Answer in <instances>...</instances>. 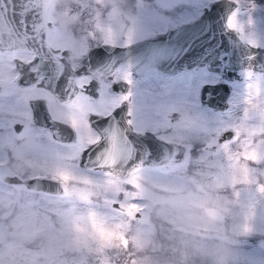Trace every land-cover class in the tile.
<instances>
[{"label": "rangeland", "instance_id": "374dc122", "mask_svg": "<svg viewBox=\"0 0 264 264\" xmlns=\"http://www.w3.org/2000/svg\"><path fill=\"white\" fill-rule=\"evenodd\" d=\"M208 1L50 0L48 17L59 34L52 40L73 50L100 39L122 41L124 26L128 38L145 35L193 17ZM243 25L264 41V6ZM0 75L9 82L7 64ZM187 98L184 129L175 134L187 142L184 158L124 180L82 168L68 144L29 134L19 143L0 137V156L8 146L6 167L52 173L64 187L48 193L0 179V264H264V80L252 74L235 84L231 107L206 121L192 119L207 114ZM67 112L75 117L74 109ZM227 125L242 134L241 151L228 150V142L210 147ZM202 127L213 130L196 135ZM255 158H262L259 166L251 164ZM235 180L242 185L235 188Z\"/></svg>", "mask_w": 264, "mask_h": 264}, {"label": "flooded vegetation", "instance_id": "af4514ba", "mask_svg": "<svg viewBox=\"0 0 264 264\" xmlns=\"http://www.w3.org/2000/svg\"><path fill=\"white\" fill-rule=\"evenodd\" d=\"M236 1L238 2V4L232 9L229 16L234 12L237 14V22L240 28L243 29V32L239 31L240 34L246 41L255 40L261 46H264V41L259 40L261 38H259L255 33L256 28L253 27L245 29V26L243 25L246 17L250 18L253 16L254 11L263 9L264 0ZM49 4L50 0L46 9L47 17ZM196 15L185 20H190ZM49 19L51 24L48 28L47 39L49 43L55 48L56 55L60 58L62 57L65 61L67 60V62L69 63V67H58L57 70H49L51 74L45 75L49 82L48 85H45L41 81L42 79H44L43 72L39 71L35 75L34 72L36 70V66L34 64L29 63L23 68V73H25L26 76H21V71H19V69L15 65V58H20L22 59V61H27L32 55L30 51L0 48V73L3 69V65L5 64H7L8 70L10 72V76L8 77L9 82H5L4 80H2V77L0 75V101H2V103L0 104L1 138L3 137L8 142L18 141L19 143L23 137L29 134V136L32 138H48L49 141H53L54 143L68 144L73 150L70 154L71 158L74 159L79 166H81L78 163V155L80 150L83 147L87 146L90 142L98 139L100 136L98 127H102L107 124L103 122V119L99 116L113 110L117 104H121V107L117 109V111L122 114L121 117L123 116L122 118L126 122L128 128L131 127L132 130H135L137 132H144L146 130H149L159 137L184 142L188 150L187 142L184 140H178L175 134L177 132H181L184 129L183 120L185 118H183L180 113H182V108L186 109V107L182 106V103L187 104V101L189 100L187 98L188 95L193 97V102L199 103L201 105L198 90L195 93H191L186 88L178 87L175 82L173 73L163 71L162 69H157V67L155 66L150 67L145 73L141 75L134 74L128 67H117V71H114L113 74L112 83L107 77L104 76V73L101 69L94 70L91 67L81 66V58L84 54L85 49L89 45L97 44L100 42L125 44L135 39L151 35L154 33L153 31L145 35L128 38L129 35H125L127 33L125 28L127 27L124 26L122 27L118 36L123 38L121 39L122 41H107L100 39L93 41V43H86L78 50H73V48L68 45L53 42L52 38H57L59 34L57 30L53 31L54 22L51 18ZM181 21L184 20L166 25L162 29L164 30L167 27L173 26ZM68 25L71 26L72 23ZM71 33L74 37L84 40V36L75 34L73 30L71 31ZM128 71H131L133 73V75L130 77V79H132L133 81L131 85L127 84L124 80V75ZM32 75L33 77H31ZM253 75H257L259 78L261 77L262 80H264V77L258 74L254 73ZM215 79L216 74H211L207 78L202 77L201 82H213L215 81ZM51 81L53 82V84L57 85L56 88H54ZM242 81L243 79H241L240 81H236L235 84L241 83ZM117 85L119 91L116 90ZM234 85L232 86L230 94L229 107H231L232 105L231 98ZM128 92H132V96L128 101H122V96ZM9 96H12L13 98L15 97V100L13 102H6ZM68 108H72L75 110V117L73 119L69 117V112H67ZM129 110L133 112V116L131 117V119L133 120L132 125L127 124L128 119H130V117L127 115V112ZM202 110L206 111L207 116H192V119L197 120L198 118L202 121H206L211 112H218L217 110L206 104L202 106ZM115 116L117 115L115 114ZM49 117L51 119L64 122V124L69 125V128L66 126L64 127L62 125H58V137L54 136L49 126L43 123L47 121V118ZM116 125L117 123H113V126ZM224 128H231V135L222 139H218L217 137L220 134V131ZM242 128L246 129V126L245 128L244 126H242ZM222 129L217 132V134L215 135V141L210 143V147L214 148L215 145L221 142L225 143V139L231 137L232 134H234V139H228V150L233 151L236 149H240L241 151V146L244 147L245 145L240 140L242 134H240V137H238V134L235 135V128L230 125H227ZM200 130H202L200 131V133L197 132L199 131V129L196 131V135H204L203 131L206 134H211L213 129L202 127L200 128ZM250 142L253 143L255 141ZM191 145H193L192 149L194 150L199 147L197 142H194V144ZM7 150L8 146H5L4 154L0 156V159H2L0 160V165L5 168L4 171L0 172L1 181L9 184L24 185L22 181H9L4 179L3 175L6 173H15L21 177L32 174L44 175L60 180V178L52 175V173L27 171L22 174L6 167V165L8 164L6 157L7 154H9ZM260 159L262 158H255L254 160H251V164L253 165L254 163L255 166H259V164H261ZM240 160L243 161L242 158H240ZM81 167L86 168L83 166ZM149 168L162 169L165 167L139 165L130 175L124 178H120L117 176L115 177L124 180L130 176H133L137 172L144 171ZM86 169L106 171L92 168ZM232 182L235 183L232 184ZM230 184L237 188L242 185V181L235 180L231 181ZM35 190L53 193L41 189Z\"/></svg>", "mask_w": 264, "mask_h": 264}, {"label": "water", "instance_id": "95a60500", "mask_svg": "<svg viewBox=\"0 0 264 264\" xmlns=\"http://www.w3.org/2000/svg\"><path fill=\"white\" fill-rule=\"evenodd\" d=\"M48 3L49 0H0V48L30 51L32 55L27 61L15 58V65L21 71V76H26L23 73V68L29 63L34 64L36 66L35 75L39 71L43 72L44 79L41 81L45 85H48L49 82L45 76L51 74L49 70L69 67L67 60L65 61L56 55L55 48L47 39L48 28L51 24L46 15ZM212 4L218 5L217 10L213 13L214 18L201 19V15ZM237 4L236 0H209L194 18L178 22L164 30L180 28L189 36H204V33L210 32L208 37L194 46L198 51L192 58V63H204L203 58L206 55L210 57L209 63L218 60V56L215 54L216 49L220 48L221 43H223L228 52L220 67L225 65H235L238 69L251 67L253 73L260 75L259 73L264 72V69L260 67L264 64V53L259 55L257 61H248L247 56L254 49L246 43L239 31H232L226 27L228 16ZM154 35L155 33L131 41L130 48L125 47L130 42L125 44L100 42L89 45L81 58V66L91 67L94 70L101 69L111 83L117 67L125 66L130 68L134 74L141 75L159 63L155 57L159 46L154 45L151 40ZM160 39L162 37L156 36V40ZM210 40L211 46L204 48ZM261 47L264 48V46ZM201 48H204L203 52L199 51ZM171 58L175 59V56L173 55ZM175 68V65L170 68L166 64L160 69L173 73ZM220 80L221 76L216 74L215 81H206V83H216ZM240 80L237 79L236 81ZM53 86L56 88L57 85L53 84ZM209 91L211 95L206 105L218 111L226 110L230 106V95L225 97L222 90L209 89ZM121 115L119 111L114 113L111 110L99 116L107 124L98 127L99 138L83 147L82 149H86L85 152L82 153L80 150L78 163L81 166L106 170L114 176L124 178L139 165L166 167L171 162L180 161L186 155L187 148L184 142L159 137L149 130L144 132L132 130L131 127L128 128ZM43 123L49 126L52 134L56 137L59 133L57 131L58 125L69 128V125L64 124V122L50 117ZM113 123L119 125L113 126ZM231 133V128H224L217 138L222 139ZM149 142L155 146L154 149H151V155H149ZM101 165L106 166L101 167ZM3 178L9 181H22L26 187L32 189H41L53 193L64 190L59 179L44 175L32 174L21 177L15 173H6ZM112 203L117 204L115 200Z\"/></svg>", "mask_w": 264, "mask_h": 264}, {"label": "snow or ice", "instance_id": "6c2138e0", "mask_svg": "<svg viewBox=\"0 0 264 264\" xmlns=\"http://www.w3.org/2000/svg\"><path fill=\"white\" fill-rule=\"evenodd\" d=\"M218 5H210L205 12L201 15V19H213V13L217 10ZM176 11H183L182 8H177ZM226 27L232 31L243 32V29L240 28L237 22V14L234 12L228 17ZM154 36L151 37V40L154 45H158V50L155 53V57L159 60V63L156 65L157 69L162 68L164 65H169L171 68L172 65H175L176 68L173 69V76L175 77V82L178 87L186 88L189 92L195 93L197 90L199 92L201 106L205 105L208 98L211 95L209 89L213 90H222L225 97H228L231 94L232 86L235 84L237 79L249 80L253 73V69L249 68H237L235 65L228 66L225 65L220 67L221 62L226 58L228 52L227 48L223 43H221L220 48L216 49V55L218 60L212 61L209 63V56H204V63H192L191 60L194 58L195 53L198 51L194 46L205 37L210 35V32L204 33V36H189L186 32L181 31L180 28H171L168 30H163L161 27H153ZM156 36L162 37L160 40H156ZM214 39V37H213ZM246 43L254 49V51L247 56L248 61L255 62L257 61L259 55L264 53V48L261 47L259 43L255 40H248ZM211 46V40L208 45H205L204 48ZM125 47L130 48L131 42L126 44ZM204 48L199 49L200 52L204 51ZM101 54L103 55V50L101 49ZM175 56V59H172V56ZM207 66V67H205ZM264 69V64L260 65ZM179 73V74H177ZM211 74H219L221 80L216 83H206L201 82V78H207ZM264 77V72L259 73ZM133 75L131 71H128L124 75V80L127 84L131 85L133 83L130 77ZM248 88H251V84L247 85ZM116 90L119 91L118 85ZM132 96V92H128L122 96V101H128ZM121 107V104H117L113 109L115 113L117 109ZM127 115L130 117L127 124L132 125L133 112L129 110ZM234 134L231 137L225 139V143L228 142V139H234ZM154 145L149 142V155H151V149H154ZM86 149H81V152H85ZM119 154V153H118ZM106 165H101L105 167ZM70 177L67 175L62 176V179L68 180ZM138 186V185H136ZM135 209V205H133Z\"/></svg>", "mask_w": 264, "mask_h": 264}, {"label": "trees", "instance_id": "16d2710c", "mask_svg": "<svg viewBox=\"0 0 264 264\" xmlns=\"http://www.w3.org/2000/svg\"><path fill=\"white\" fill-rule=\"evenodd\" d=\"M159 214H160V212H159ZM160 220H163V225L162 226H165L164 223H167L168 222L167 218L162 219V216L161 215H160ZM157 227L155 228L156 230L158 229ZM164 228L162 227V229H164ZM173 234H174L175 237L176 236H179V230L178 229H174Z\"/></svg>", "mask_w": 264, "mask_h": 264}]
</instances>
